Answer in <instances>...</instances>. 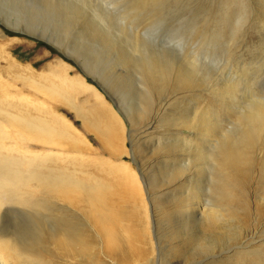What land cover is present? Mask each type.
<instances>
[{
    "label": "rangeland",
    "instance_id": "rangeland-1",
    "mask_svg": "<svg viewBox=\"0 0 264 264\" xmlns=\"http://www.w3.org/2000/svg\"><path fill=\"white\" fill-rule=\"evenodd\" d=\"M21 1L16 3L21 5ZM49 1L52 4L51 10H54L52 13L48 11L49 3L45 5L42 0H26V5H21L22 7L29 8L40 3L42 15L48 16L27 18L23 22L31 20V26L57 35L65 45L75 47L78 51L75 57L86 73L78 64L63 55L58 47L12 30L8 23H3L0 18V98L3 99L0 100V108H7L6 103L11 99L17 101L16 105L19 107L26 106L32 112L38 107L49 120L67 125L68 135H64L67 141L61 139L62 144L47 143L33 132L23 134L24 139L21 141L20 138H7L5 141L16 142L19 147L28 145L36 151H45V156L34 160L41 169L58 167L59 164L68 169V172H65L67 175L92 177L89 181L85 180L88 185L100 183V179H96L91 171H95L99 162L105 161L121 167L125 178H130L131 172L139 177L142 196L140 212L130 221V218L126 220L120 215H114V219L122 221L125 225L129 222L134 230L139 231L140 238L133 240L132 244L142 251L141 255H130L126 258L127 261L122 260L118 252H113L107 257L101 253L102 247L98 242L93 248L94 261L97 264H149L150 260L153 262L156 258L158 243L161 249L163 248V264H198L200 261L202 263V260L206 264L257 263L256 257L249 263L246 259L235 260L233 256L238 251L264 247V153L253 156L255 159L250 169L246 173L243 171L241 182H244L248 189L245 199L248 214L243 228L239 229L232 239L227 240L225 234L219 235L222 239L216 247L207 252L199 251L200 254L198 251H192L193 249L187 250L188 248L187 251L184 250L185 253L182 249L177 252L174 250V246L187 241L190 235L189 231L183 232L181 228L179 230L182 234L176 231L181 227L178 224L189 221L191 209L176 216L172 213L171 217H167L169 220L162 218L158 213L155 214V210L153 216L139 170L148 182L151 193L154 191L150 189L152 184L164 183L167 188L175 187L173 185L176 182L173 181H178L184 174L186 177L181 180H189L167 194L162 203L155 201L156 204L171 207L176 202L175 199L181 195L187 196L188 185L193 181L190 172L196 162L198 163V158L189 161V170L185 162H173L181 153L180 138L185 139L190 146L191 142L187 139L196 136V131L210 118L220 121V125L228 129L227 124L234 118L233 114L237 113L231 97L234 96L243 102L249 90L260 93L264 88V0H156L143 6L136 5L137 0ZM1 2L3 0H0ZM2 7L4 11L8 9L7 5ZM22 13L27 15L26 12ZM29 14L31 15L30 12ZM66 20L69 21L67 27ZM22 26L27 29L26 24ZM149 61L153 64L168 65L172 74L170 72L171 75L167 76L170 83L166 90L159 93L153 91L147 95L149 107L146 112H142L141 104L146 102L143 97L142 72L145 62ZM81 76L90 87H87L86 91H73L71 86L75 87L74 84L79 83L77 79ZM68 80L71 81L68 83ZM52 82L58 83V90H54L56 86ZM47 83L50 89L55 91L53 95L48 96L37 90V87L48 86ZM232 84H235L233 91L227 93L226 87ZM8 93H11V96ZM94 94L101 95L104 107L113 112L120 121L118 146H115L116 151L113 154L105 149L100 138L90 130L92 127L87 126L89 121L95 120L92 104ZM4 98L6 102H2ZM203 113L207 116L203 117ZM194 116L196 120L193 119ZM190 118L195 128L192 126L188 129L181 125ZM201 118L209 119L205 122L206 119L202 121ZM150 122L152 125L147 130L150 134L144 139H139L140 132ZM5 128L14 132L11 127ZM75 137L80 138L82 142H74ZM162 146L170 149L164 150ZM46 174L43 172L44 176L42 175L45 180L51 178ZM63 177L65 178V175ZM239 181L237 178L236 182ZM60 203L74 211L84 224L89 225L80 210H74L66 202ZM131 204L135 206L133 202ZM0 210V235L6 234V230L17 229L14 226L26 228L40 225L39 222L42 225L47 221L45 217V221L38 222L33 218L36 212L11 203L3 204ZM220 231L222 232V229ZM251 235L257 236L254 237L255 241L249 244L250 246L245 245ZM239 242L249 247L241 249L238 247ZM231 247L233 249L226 253V249ZM52 249L59 255L54 258L53 264H82L73 252L62 248ZM212 253L219 256L212 258ZM209 261L212 262L208 263ZM4 264L11 263L6 261Z\"/></svg>",
    "mask_w": 264,
    "mask_h": 264
},
{
    "label": "bare ground",
    "instance_id": "bare-ground-1",
    "mask_svg": "<svg viewBox=\"0 0 264 264\" xmlns=\"http://www.w3.org/2000/svg\"><path fill=\"white\" fill-rule=\"evenodd\" d=\"M17 1L19 2V0H9V2L3 0V2L0 3V18L3 19V22L8 23L9 27L14 30H26L33 34L37 32L42 37L47 38L52 44L57 45L62 52L75 57L78 53L75 47L65 45L63 41L61 42L59 40L60 38L57 35L46 33L43 30H39V28L37 29L31 26L33 22H31V20L23 22V20L27 18L48 16V14L42 15L43 12L39 9L41 6L40 3L39 5H37V3L29 8L28 6L25 8L21 5H26V0H22L20 2L22 3L21 5L17 4ZM155 1L156 0H137L136 5L143 6L154 3ZM42 2L47 5L50 1L42 0ZM3 5H7L8 9L4 11ZM48 5L50 6L48 11L51 13L54 12V10H51L52 4L49 3ZM22 12H26L27 15ZM50 17L52 16L50 15ZM22 24H26L27 29H25V26L23 27ZM68 24L69 21H67L65 26L67 27ZM0 34L2 33L0 32ZM77 64L80 66L78 61ZM143 67V97H145L146 102L141 104V110L142 112H146V109L149 107L147 103L149 102V98L147 95L153 91L159 93L162 90H166V87L170 83V81L168 82L170 78L167 76L171 75L172 72L168 65L153 64L150 63V61L145 62ZM80 68L84 70L81 66ZM170 72L171 74H169ZM185 80H187V77ZM70 81L71 80H68V83ZM77 81L79 83L74 84L76 85L75 87L73 85L71 86L73 91H86L87 87H90L82 76L81 78L79 77ZM250 81L251 80H249V82ZM52 83L58 86V83ZM243 85L245 87V84ZM57 86L54 90L59 89ZM253 86L255 85L253 84ZM92 87L95 89L94 86ZM100 87L102 88V86ZM234 87L235 84L227 86L226 92L230 93V91H233ZM37 90L48 96L53 95L55 92L50 89L49 84L48 86L37 87ZM261 90L260 93H263L264 88ZM260 93L249 90L247 96L245 93L246 100L243 102L240 100L238 101L234 96L231 97L232 105L237 113L233 114L234 118L227 124L228 129H225L226 127L224 128L223 125L221 126L220 121L215 118H204L206 119L205 122L209 120L202 125L200 130L196 131L197 133L195 132L196 136L197 134L199 136L196 137L194 135L187 139V141L191 142L190 146L187 145L185 139L180 138L182 141L180 143L181 153H179V155L177 154L178 156L176 159H173V162L177 160L181 163L185 162V164L188 165V170L189 161H195L194 158H198V163L196 162L194 168H192V170L190 169V175L193 181L188 185L189 193L187 196L181 195L177 200L175 199L176 202L173 206H161V204H156L155 201H157V203H162L167 194L171 193L177 186L184 184V181L188 180H181L185 174L180 179L176 178L179 179L178 181L173 178L175 180L173 182L176 183L172 185L175 187L170 186L167 188L164 183L161 185L156 184L157 186L152 184L150 189L154 191L151 193V190H149L147 186L148 182L144 180L143 174L139 170L140 179L144 185L150 206L152 207L151 212L153 216L158 213L162 218H167L172 215V213L176 216V214L184 210L188 211L191 209V214L188 215L190 216L189 221L187 220V222L178 224L181 225V227L178 226L179 228L176 231L182 234L179 230L181 228L183 232L189 231L190 235L187 241L184 240L183 243L174 246L175 252L181 249L183 251L193 249L192 251L198 252L213 250L216 244L222 239L219 235L225 234L227 240L232 239L238 234L239 229L243 228L242 226H244L245 218L248 214V205L245 201L248 196V189L247 185L241 182V180L243 179V173H246L250 169L252 161L255 159L253 156L259 155L260 152L264 153V94ZM96 94H94L95 99L93 98L94 101L92 103L95 120L93 122L89 121L90 123H87V126L90 128L92 127L90 130L94 131L100 138V142H102L105 149L113 154L116 151L114 149L115 146H118L117 139L120 121L113 112L104 107V101L101 95ZM5 96H7V94ZM1 99L2 98H0V100ZM2 102H6L5 98ZM16 102L14 99H11L6 103L7 108L5 106V109L0 108V209L3 204H15L32 212H36L37 214H35L33 218L34 220L37 219L38 222L45 221L46 217L47 221L45 223H48V225L45 223L41 225L39 222L40 225L35 224L26 228L24 226H14L17 227V229L6 230V234L0 235V264H4L6 261H10L11 264H53L54 258H57L59 255L52 247L73 252L74 255L80 258L82 264H97L94 261L95 254L93 253V248L98 242L99 246L102 247L101 253L105 254L107 257L113 252H118L122 260L126 261V258H129L130 255L140 256L142 251L132 244L133 240L140 238L139 231L134 230L129 222L125 225L122 221L119 220L122 222L120 223L114 219V215H120L126 220L130 218L128 220L130 221L134 215H138L140 212L142 196L139 186V177L137 178L134 172H131L130 178H125V173L122 168L116 167L112 163L110 164L109 161L99 162L95 171H91L96 179H100L99 184L92 183L93 185H88V183L85 184V180L89 181L92 177L87 178L75 177L72 174L67 175L65 172H68V169L64 166H59V164L58 167L41 169L40 165L34 163V160L36 158H42V155L45 156V151H36L28 145L19 147V144L18 146L15 144L16 142L12 143L8 139V141H10L8 143L5 140L7 138H20L21 141V139H24L23 134L33 132L35 136H39L46 140L44 142L62 144L61 139H63L64 142L67 141L65 140V137L68 135L67 125L57 124L52 119L49 120L48 117L42 114V111H40L38 107H35V112H32L28 110L26 106L19 107L16 105ZM204 115L205 117L207 116V114L203 113V117ZM193 119H195V116ZM204 119H202V121ZM197 122L201 123V121L198 120ZM192 123L193 121L190 118L181 125L191 129L190 127L194 124ZM151 125L152 123L150 122L145 126L140 132L141 136H139V139H142V137L144 139L147 134H150L147 130ZM7 126L14 129V132L7 131L5 128ZM193 128L195 127L193 126ZM40 132L44 134H40ZM73 140H75L74 142H76V140L77 142H82L78 137H75ZM162 149L168 150L170 148L162 146ZM176 149L178 150L177 147ZM55 159H57V157ZM43 166H45L44 163ZM43 172L45 174L47 173L51 178H46L47 180H45L43 178ZM173 172L176 171L173 170ZM180 173H182L181 170ZM180 173L178 175H180ZM56 175L59 176L60 179L57 178ZM64 175L65 178L63 177ZM87 176H89L88 173ZM237 178L240 180L239 182H236ZM188 182L189 180L187 183ZM262 189H264V187H262ZM161 190L162 192H160ZM202 193L206 197H203ZM60 202H66L74 210H80L89 225L84 224L74 211H71L67 206H63ZM132 202L135 206L131 204ZM154 210L156 211L155 214ZM152 226L153 225H151V227ZM220 229H222V232ZM254 237L257 236H249L247 238L248 242L245 245L252 244V242L255 241ZM156 244V258L153 262L150 260L149 264H156V262L163 264L161 258V256H163V248L161 249L159 244ZM249 246H244L241 242L238 244V247L241 249ZM232 249V247L226 249V253ZM210 256L216 258L219 255L217 253H212ZM255 257L258 259L255 264H264V247L262 249L254 247L253 250L238 251L237 254L233 256V259H246L251 263ZM203 262L202 260V263L200 261L198 264H206ZM211 262L209 261L208 263Z\"/></svg>",
    "mask_w": 264,
    "mask_h": 264
},
{
    "label": "water",
    "instance_id": "water-1",
    "mask_svg": "<svg viewBox=\"0 0 264 264\" xmlns=\"http://www.w3.org/2000/svg\"><path fill=\"white\" fill-rule=\"evenodd\" d=\"M3 23H5V22H3ZM10 28V27H9ZM10 29H12V28H10ZM24 29V28H23ZM12 30H14V29H12ZM15 31H20L21 33H24V34H27V35H29V36H33V37H35V38H38V39H40V40H44V41H46V42H48V43H50V44H52L51 42H49V40H47V38H45V37H42L40 34H38L37 32L36 33H30V32H28V31H26V30H15ZM52 45H54L55 47H58L57 45H55V44H52ZM59 49V48H58ZM60 50V49H59ZM61 51V50H60ZM62 52V51H61ZM63 53V55H65L67 58H69V59H71L76 65H77V61H76V59L72 56V55H68L67 53H65V52H62ZM95 82L97 81L95 78L93 79Z\"/></svg>",
    "mask_w": 264,
    "mask_h": 264
}]
</instances>
